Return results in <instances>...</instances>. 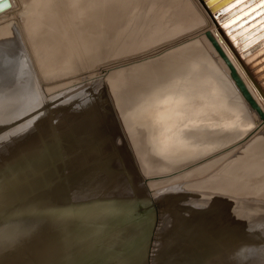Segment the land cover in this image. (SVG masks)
<instances>
[{
  "label": "water",
  "instance_id": "1",
  "mask_svg": "<svg viewBox=\"0 0 264 264\" xmlns=\"http://www.w3.org/2000/svg\"><path fill=\"white\" fill-rule=\"evenodd\" d=\"M214 1L205 4L264 89V13L249 20L264 10L261 0L234 14L251 0ZM9 6L0 0V13ZM22 27V36L0 41V71L3 62L9 69L0 75V264H264V199L151 191L141 166L167 157L152 147L146 125H134V134L129 116L151 98L125 114L103 72L48 92L52 82L39 72ZM9 44L17 60L2 51ZM234 131L200 136L191 146Z\"/></svg>",
  "mask_w": 264,
  "mask_h": 264
},
{
  "label": "bare ground",
  "instance_id": "2",
  "mask_svg": "<svg viewBox=\"0 0 264 264\" xmlns=\"http://www.w3.org/2000/svg\"><path fill=\"white\" fill-rule=\"evenodd\" d=\"M18 1L9 0V8L0 13V41L3 42L6 39L9 42L15 38L17 32L22 36L21 26L24 25L28 29V43H32L30 33L34 37L37 36L34 43L37 42L41 49L36 51L35 58L43 75H46L49 69L54 70L61 65L69 68L75 62L76 54L89 60L98 59L111 42L110 47L115 45L113 41L118 37L117 29L125 25L123 22L126 20H136L141 27L136 28L135 33L130 30V40L134 42L124 47L125 51L132 47L136 48L139 44L152 45L151 50H160L185 43L179 46L177 51L166 54L160 60L115 71L107 80L120 106L125 104L124 101L129 95L134 96L144 89L151 90L152 97L143 107L153 110L162 125L158 138L166 137L169 140L183 141L191 146L200 136H213L218 131L231 132L239 128L247 129L251 123L245 111L253 113L255 111L249 107L241 95L233 74L240 78L264 112V106L261 104L264 101L263 86L246 65V58H241L233 50L227 34L212 15V10L205 4V0H129V2L126 0H63V3H68L70 10L74 12L73 17L69 18V27L66 26L73 27L72 37L69 36L67 29L64 31L66 36L61 33L54 34L56 26L51 21V13L58 9L60 3L55 6L54 0H34V11L35 8L39 11L35 12L33 20L29 18L30 25H28L21 17L23 11L19 6L20 10L16 7ZM229 1L231 0H226L220 6ZM254 1L251 0L239 6L232 14L245 9ZM236 4L238 2L229 5L226 11L235 7ZM258 7L251 8L247 14L250 11L256 12ZM133 9L137 10L136 13H133ZM143 11L147 12V16H142L140 12ZM262 13L264 10L249 20ZM45 22L48 29L41 32ZM197 29L199 32L193 33ZM263 35L264 33L261 34ZM61 37L62 40L54 41ZM111 39L112 41L109 42ZM51 47H55V52ZM16 49L9 44L2 51H6L5 54L8 57L16 59L18 52ZM48 53L52 55L50 59L46 56ZM2 65L1 71H3H0V75L5 77L9 71L8 63L3 62ZM214 65L217 66L219 73L214 71ZM109 69L108 65L99 72L106 73ZM217 74H221L224 79ZM174 78L180 80L171 83ZM46 81L44 83L48 84L49 82ZM169 83L171 84L168 85ZM259 124L264 122L260 121ZM260 152H264L263 144H258L255 151L256 154ZM245 162L247 163L242 165L258 166L248 160ZM141 168L143 172L149 170L145 164Z\"/></svg>",
  "mask_w": 264,
  "mask_h": 264
},
{
  "label": "rangeland",
  "instance_id": "3",
  "mask_svg": "<svg viewBox=\"0 0 264 264\" xmlns=\"http://www.w3.org/2000/svg\"><path fill=\"white\" fill-rule=\"evenodd\" d=\"M19 1L16 7L18 8L19 6V8L23 11H19L20 9L18 8V11L22 12V19L26 21V24L30 25V20H33L35 12L38 13L39 9L35 8L34 11V0ZM54 1L56 4L55 6L60 3V6L57 7L58 9H55L51 13V21L56 26L54 34L61 33L65 35L66 32L64 31L67 29L69 36L72 37L73 27H71V25L70 28L67 27H69V18L73 17L74 12L70 10L71 8L68 6V3H63V0ZM126 2H129V0H126ZM136 11L137 10L133 9V13H136ZM140 13L142 16H147V12L145 11ZM66 18L68 19L66 20ZM22 24L23 22L21 21V25ZM123 24L125 25H122L117 29L119 31L118 37L113 41L115 45L110 47V45H112L111 39L109 41L111 42L110 45H108L107 49L100 55L98 59L89 60L84 56L82 57L79 54H76V60H74L75 62H73L69 68L61 65L60 67H56L54 70L49 69V72H47L46 75H43L41 68L38 67L43 78L52 82L50 84L51 88L48 90V92L51 93L59 91L66 88L68 85L76 84L81 80L80 78L82 77H87V79L94 78L101 74V71L99 72L100 69L106 66L108 67L109 65L110 69L102 75L105 79V83L108 86L107 80L115 71L155 62L164 58L166 54L177 51L179 46L185 44L181 43L179 46L176 45L160 50H151L153 47L152 45L147 46L144 44L145 46H141L139 44L138 47H132L125 51L123 48L134 42V40H130V30L131 32L135 33L137 30L136 28L141 26L136 20H126L123 22ZM46 26L47 22H45V26H43L41 32L48 29V26ZM23 27L25 26L23 25ZM26 29L27 28L25 27V32L28 34V29ZM197 32H199L198 29L193 33ZM123 35L124 37L122 38ZM69 36L67 38L68 40L70 39ZM30 37L32 39L30 47L36 57V51L40 50L41 48L37 42L34 43V41H36L35 39H37V36H35V38L30 33ZM44 40H46V38H44ZM60 40H62V37L54 39L56 42ZM51 48L52 51L55 52V47ZM46 56L48 59H50V56L52 55L48 53ZM38 64L39 63L37 61V65ZM214 66V71L219 73L217 66ZM217 75H219L221 79H224L221 74ZM177 80L180 79L174 78L171 83ZM138 92L140 93L135 94L134 96L132 94L131 96L129 95L125 104H123L122 108L124 111H126L125 114L128 113L129 115V112L134 106L143 102L147 98L152 97V93H150L151 90L144 89L143 91ZM111 96H113V99L115 98L113 93ZM245 113L247 114L246 116L248 121L251 123L247 128L248 130H242L239 128L235 130L234 133H232V135L229 137L219 136L213 141L212 144H198L197 146H190L186 142L157 140V134L159 133L160 125L155 120L154 111L151 109L145 108L139 110V112H137L134 117H132L130 114V122L132 124L131 128H133L132 130H134V134H137L134 125H146L149 129V138L150 141H152V147L155 148L156 146L155 149L159 152V154L167 157L165 158V162L155 161L151 163L152 165L146 174V177L150 179L147 180L150 190L154 192L180 188L184 190L213 192L229 196H245L264 199V152H260L258 154L255 153V151H257L258 144H263L264 146V124H259L262 120L259 119L256 113L251 111H245ZM253 127L256 129L254 130ZM144 146L145 145H143V147ZM145 150L146 147H144V152ZM143 158H147L146 152ZM246 160L251 161L253 165L258 166L249 167L242 165V163H247L245 162Z\"/></svg>",
  "mask_w": 264,
  "mask_h": 264
},
{
  "label": "snow or ice",
  "instance_id": "4",
  "mask_svg": "<svg viewBox=\"0 0 264 264\" xmlns=\"http://www.w3.org/2000/svg\"><path fill=\"white\" fill-rule=\"evenodd\" d=\"M261 7H264V0H261Z\"/></svg>",
  "mask_w": 264,
  "mask_h": 264
}]
</instances>
